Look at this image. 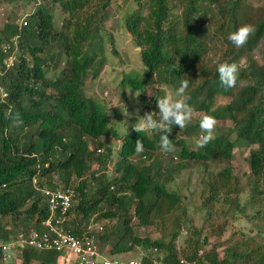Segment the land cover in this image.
<instances>
[{
    "label": "trees",
    "instance_id": "trees-1",
    "mask_svg": "<svg viewBox=\"0 0 264 264\" xmlns=\"http://www.w3.org/2000/svg\"><path fill=\"white\" fill-rule=\"evenodd\" d=\"M48 1L51 6L42 2L28 17L20 62L10 70L5 68L1 47L18 33V27L6 24L0 30V87L6 94L0 98L2 244L20 233L42 231L48 205L45 195L33 186L32 179L37 177L39 189H76L78 205L73 204L69 216L74 212L79 220L68 219V232L85 233L94 218L116 222L115 227L98 235L89 232L110 245L113 256L142 249L152 252L145 254L147 261L155 256L163 264H181L182 260L195 264H264V243L251 248L243 240L222 258L216 249H205L207 239L201 230L194 229L184 258L177 249V233L169 242L153 240L137 236L132 226L133 219L141 227L157 226L179 207L182 197L167 186L191 163L205 167L211 162L225 164L218 172L206 169L201 183L205 204L238 195L241 187L230 163L239 144L256 147L249 153L250 175L257 183L264 182V62L251 57L262 47L264 61V7L247 0H125L138 5L125 22L146 67L144 86L154 73L163 75V82L175 91L183 79H188V103L194 112L210 115L216 122L230 121L232 127L222 129L205 147L193 151L179 132H196L200 121L184 129L173 126L169 135L172 152L160 147L162 131L137 133L132 127L121 139L114 176L110 177L93 172L92 167L109 163L112 150L104 146V139L118 133L110 128L104 107L87 97L83 87L97 79L105 66L101 29L112 0ZM56 6L67 15L60 31L54 24ZM243 24L253 25L255 31L244 47L236 48L227 37ZM214 39L224 47L217 61L208 57ZM27 53L32 61H27ZM62 56L66 60L59 76L48 79L45 67H58ZM222 62L240 65L236 87L225 90L220 84L217 66ZM133 85L144 88L138 82ZM218 98L227 102L217 104ZM17 113L22 122L18 123ZM138 139L144 144L142 153L134 151ZM99 149L106 152L98 154ZM157 153L179 159V163L164 169ZM55 178L62 185L54 183ZM253 220L258 222L259 234L264 233V209L257 211ZM6 258L0 247V264H8ZM57 260L55 251L26 247L19 262L57 264Z\"/></svg>",
    "mask_w": 264,
    "mask_h": 264
},
{
    "label": "rangeland",
    "instance_id": "rangeland-1",
    "mask_svg": "<svg viewBox=\"0 0 264 264\" xmlns=\"http://www.w3.org/2000/svg\"><path fill=\"white\" fill-rule=\"evenodd\" d=\"M247 1L256 6L264 7V0ZM42 2H48L47 5L51 6L48 0H42L41 4ZM137 6L133 1L112 0L111 5L105 11L101 29L105 66L97 79L87 81L83 87V92L87 97L92 98L91 100L104 107L107 111L110 128L115 129L118 133L116 137L110 136L104 139V146H108L112 150V158L105 167L97 164L93 165L92 171L97 172L99 175L114 176L115 162L119 157L122 146L121 139L137 122L138 116L153 112L154 118L159 119L157 100L166 94H171L174 99H179L175 95L176 91L163 82L162 78L164 76L159 73H154L151 76L152 78L150 77L148 80V84L144 86L146 84L144 80L146 67L142 61L140 49L137 48L132 36L128 33L125 22L126 18L133 14ZM34 10L35 0H0V30L6 24L17 26L19 20L28 14H32ZM53 12L54 24L60 31L67 15L59 6H56ZM177 12V10L176 12L174 11V13ZM210 48L209 59L212 61L219 60L224 49L221 41L214 39ZM25 55L27 61H32L29 53ZM251 57L260 64L263 63V48H257L251 54ZM65 60V57L62 56L58 59V67H55V64H51L49 68L45 67L46 77L48 79L57 78L64 67ZM244 63L245 59L242 60L241 65ZM136 82L140 83L144 88L135 89L133 84ZM136 93L141 94L136 97ZM0 98H2L1 90ZM225 102H227L226 98H218L217 104H224ZM137 109L139 110L138 112ZM203 116V113L193 112L192 120L188 124L200 121ZM230 127H232L230 121L216 122L213 135L221 132L222 129ZM179 135L180 138L185 139L189 149L193 151L199 149L196 141L202 135L201 128L189 135H184L183 132H179ZM233 139H235V135H233ZM91 147L94 146L91 145ZM254 148L256 147H247L239 144L230 163L234 174L239 179L241 191L238 195L231 196L227 200L220 199L214 204H205L202 198L201 184L203 175L207 168L218 172L225 164L211 162L205 167L202 164L191 163L187 169L176 175L175 179L169 182L167 186L170 191L182 197V203L179 207L167 216L163 222L158 223L157 226L141 227L138 221L133 219L134 233L139 237H149L153 240L163 239L167 242L172 240L174 234L177 233L176 245L182 257H184L183 253L187 247V240L193 234L194 229L201 230L203 237L207 239L205 249H216L222 258L228 254L234 244L243 240H247L251 248L263 245L264 233L259 234V229L256 226L257 221L253 220V216L257 211L264 209V182L260 181L257 183L250 175L249 153ZM105 152L106 150L103 149L102 154ZM157 155L159 154L157 153ZM158 158L162 161L164 169L170 164L179 163V159L176 161V159L167 155L160 154ZM148 161L149 159L144 160L145 163H148ZM54 183L62 185L57 178H55ZM61 187L59 186L58 188ZM78 201L79 199L76 197L73 203L74 207L78 205ZM69 220H79V217L73 212L69 216ZM116 225L115 221L101 220L100 217L94 218L85 232L93 231L98 235ZM14 237L12 236V238ZM2 243L4 242L0 236V246ZM97 243L102 255L110 258L114 257L109 252L110 245H106L98 239ZM150 253L152 252L136 249L131 253L124 254V256L128 260H132L140 254L149 255ZM18 256H20L18 253L9 255L6 258V263L20 264ZM118 260L126 262L122 258Z\"/></svg>",
    "mask_w": 264,
    "mask_h": 264
},
{
    "label": "built area",
    "instance_id": "built-area-1",
    "mask_svg": "<svg viewBox=\"0 0 264 264\" xmlns=\"http://www.w3.org/2000/svg\"><path fill=\"white\" fill-rule=\"evenodd\" d=\"M41 4L36 0L35 7ZM27 16L19 20V33L8 43L2 46V52L6 56L4 65L6 70L13 68L20 53L22 31L27 27ZM1 90V89H0ZM2 99L6 94L1 90ZM100 152V151H99ZM33 186L45 195L48 205V216L42 224V231L31 230L28 233H20L8 243L0 247L8 257L13 253L21 254L22 249L29 247L39 251H55L58 253L57 264H163L155 256L147 261L145 254L126 262L116 258L102 255L99 251L95 235L85 232L74 235L66 230L69 212L77 196L75 188H38V178L33 177ZM157 253V250L154 251ZM181 264H195L194 262L182 260Z\"/></svg>",
    "mask_w": 264,
    "mask_h": 264
},
{
    "label": "clouds",
    "instance_id": "clouds-1",
    "mask_svg": "<svg viewBox=\"0 0 264 264\" xmlns=\"http://www.w3.org/2000/svg\"><path fill=\"white\" fill-rule=\"evenodd\" d=\"M36 8L37 7H35V10ZM30 15L31 14L27 15V19ZM17 31L19 33V30ZM254 31L255 29L253 25L243 24L236 31L231 32L228 35L227 39L234 47L242 48L245 46L249 37L254 33ZM1 52H2V47H1ZM19 55L17 57L16 64L20 62ZM239 70H240V65H238L237 63L222 62L218 64L217 73L219 76V81L220 84L225 88V90L237 86V82L239 79ZM188 87H189V80L183 79L181 81L179 88L176 90L175 93V95L179 97V99H174L171 94H166L164 97L159 98L157 100V107L159 109V117H160L159 120L154 118L153 112H149V113H145L144 116H138L137 122L133 125V128L137 133L153 132L156 130L162 131L164 134L161 135L160 137V147L164 152L174 151V145L172 143V140L169 138L173 126H178L179 129H184L187 126V124L192 120L194 109L188 103V100L190 99V97L187 95ZM140 94L136 93V97H139ZM138 111L139 110L137 109V112ZM16 119L18 123L22 122L19 120L18 113L16 114ZM215 125H216V120L214 117L210 115H205L200 120L199 126L201 128L202 135L196 141L197 147L199 148L205 147L214 138L213 132L215 130ZM90 150L94 151V147H90ZM134 151L136 153H142L144 151V144L141 140L138 139L135 142ZM97 153L102 154L103 149L97 150ZM143 159L146 160L147 158L144 157Z\"/></svg>",
    "mask_w": 264,
    "mask_h": 264
},
{
    "label": "crops",
    "instance_id": "crops-1",
    "mask_svg": "<svg viewBox=\"0 0 264 264\" xmlns=\"http://www.w3.org/2000/svg\"><path fill=\"white\" fill-rule=\"evenodd\" d=\"M18 257L20 258V256H18ZM112 258H116V259L122 258V260L124 259V261H125V260H128V259L126 258V256H124V254H122V255H117V256H114V257H112Z\"/></svg>",
    "mask_w": 264,
    "mask_h": 264
}]
</instances>
